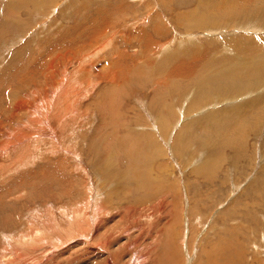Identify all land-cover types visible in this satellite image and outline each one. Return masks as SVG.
Wrapping results in <instances>:
<instances>
[{
	"label": "rangeland",
	"instance_id": "obj_1",
	"mask_svg": "<svg viewBox=\"0 0 264 264\" xmlns=\"http://www.w3.org/2000/svg\"><path fill=\"white\" fill-rule=\"evenodd\" d=\"M65 72L74 117L0 153V264H264V0H0V122Z\"/></svg>",
	"mask_w": 264,
	"mask_h": 264
},
{
	"label": "bare ground",
	"instance_id": "obj_2",
	"mask_svg": "<svg viewBox=\"0 0 264 264\" xmlns=\"http://www.w3.org/2000/svg\"><path fill=\"white\" fill-rule=\"evenodd\" d=\"M241 33V32H240ZM238 39H239V37H238ZM127 40V39H126ZM236 40H237V38H236ZM246 40H247V42L248 43H253L252 42V40H250V38H246ZM106 41H108V40H106ZM239 41V40H238ZM242 41V39L240 40V42ZM233 42V41H232ZM243 42V41H242ZM229 43V42H228ZM254 44V43H253ZM234 45V44H233ZM235 47H236V45H235ZM255 47V46H254ZM247 48V47H246ZM240 50H243V49H241L240 48ZM250 51V50H249ZM243 52V51H242ZM248 52V50L246 51V53ZM75 53V52H74ZM243 53H245V52H243ZM245 53V54H246ZM250 53V52H249ZM261 53V52H260ZM76 54V53H75ZM82 54V53H81ZM237 54V53H236ZM250 54H252V53H250ZM83 55V54H82ZM248 55V54H247ZM260 55V54H259ZM262 55V54H261ZM57 57H58V55H56ZM65 56V55H64ZM78 56H79V54H78ZM85 56V55H84ZM91 56H92V54H91ZM239 56V55H238ZM240 56H242V54H241V52H240ZM258 56V55H257ZM56 57V58H57ZM66 57V56H65ZM71 57V56H70ZM243 57V56H242ZM251 57V56H250ZM254 57V56H253ZM253 57H252V59H253ZM259 57V56H258ZM68 58H69V56H68ZM67 58V59H68ZM87 58V57H86ZM86 58H85V60H86ZM232 58H234V57H232ZM57 59H59V58H57ZM241 59V58H240ZM242 59H244V60H246L245 59V56H244V58H242ZM71 60V59H70ZM236 60V59H235ZM243 60V61H244ZM61 61V60H60ZM63 61V60H62ZM69 61V60H68ZM58 62H59V60H58ZM70 62V61H69ZM68 62V63H69ZM236 62V61H235ZM53 61H51L50 62V64H49V66L50 67H52L50 70H48V74H47V77H48V75L50 74V76H53V77H55L54 75H55V73L56 72H58L57 70L58 69H54L53 67L54 66H52L53 65ZM241 63V62H240ZM59 64V63H58ZM61 64V63H60ZM92 65V64H91ZM224 65V64H223ZM226 65V64H225ZM245 65V64H244ZM90 65L89 64H87L86 63V61H84V60H82V62L79 64V66H77L78 67V70H77V75H78V78L79 79H82V76H84V75H89L88 73V70H89V67ZM237 66V65H236ZM247 66V65H246ZM63 68H64V66H63ZM243 68V67H242ZM248 68V67H247ZM235 69V68H234ZM246 69V68H245ZM229 70V69H228ZM231 70V69H230ZM242 70V69H241ZM244 70V69H243ZM251 70V69H250ZM63 72L65 71V69H63L62 70ZM80 71V72H79ZM98 71V70H97ZM246 71H248V70H246ZM102 71L100 70V72L99 73H101ZM228 72V71H227ZM226 72V73H227ZM234 72H238V71H234ZM253 72V71H252ZM103 73V72H102ZM240 73H242L241 71H240ZM247 72H245V74H246ZM56 74H58V73H56ZM82 74V75H81ZM97 74V73H96ZM237 74V73H236ZM238 74H239V72H238ZM243 74H244V72H243ZM61 75H63V77L62 78H60L59 77V80H54V78H53V80H54V82H53V86H54V84H55V86L56 85H58V84H60V86H59V88L57 89L56 88V90L57 91H50V89H52L50 86L48 87V88H50V89H47V88H44L45 89V91H44V93L45 94H43V95H40V98H39V95H37L38 97H33V98H28L27 97V95H26V97L25 96H22V97H20V96H16L17 97V101L16 102H14L13 103V106H11V109L9 108V116H8V118H7V120H8V122L9 121H13L16 117V115H19V114H17V112L18 111H20V110H23L22 112H25V113H27V115H28V121L26 122V124H24L23 122L22 123H16V125L14 126V127H12V128H10V129H8V126L10 125H4V124H2V122H0V133H2L1 135L3 136V134H5L6 135V139L4 140V147L3 148H1L0 149V153H3L4 151H16V152H18L19 153V155H18V159H17V162H15V163H13L10 167H11V170H13L14 168H16L17 166H22L23 165V155H24V153H23V151H22V149L21 148H25L27 145H29V143L32 141H36L38 138H39V136H44L45 138H47L48 139V141H50L51 142V140H53V138L55 139V138H57L56 137V135H55V130H57V131H59L58 129H55V124H57L58 122H60L59 124L60 125H62L63 124V122L65 121V119H66V117H69L70 115H72L73 114V112H75V110H76V108L79 106H77L76 104L79 102L80 103V99L82 100L85 96H86V92H87V90L90 88V87H92L93 85L92 84H88V86H84V87H81V88H79V89H77L75 86H74V84H73V82L71 83L70 81L68 82L67 81V78H65L66 76V72H65V74L63 73V74H61ZM81 75V76H80ZM107 73L106 74H101V81L103 80V79H105L106 77H107ZM46 76V75H45ZM231 76V75H230ZM242 76H246V75H242ZM68 77V76H67ZM228 77V76H227ZM240 77V76H239ZM257 77V76H256ZM103 78V79H102ZM110 78V77H109ZM108 78V79H109ZM214 78V77H213ZM236 78V77H235ZM58 79V78H57ZM215 79H216V77H215ZM250 79V81H251V78H249ZM70 80V79H69ZM97 80H98V78H97ZM209 80H211V79H209ZM223 80V79H222ZM226 80V79H225ZM116 81V80H115ZM212 81V80H211ZM229 81V80H228ZM100 82V81H99ZM112 82H114V79H112ZM218 82H219V80H218ZM217 82V83H218ZM230 82V81H229ZM228 82V83H229ZM238 83V82H237ZM247 83V82H246ZM252 83V82H251ZM79 84H81V82L79 83ZM216 84V83H215ZM230 84V83H229ZM248 84V83H247ZM50 85H52V84H50ZM83 85V84H82ZM90 85V86H89ZM227 85V84H226ZM198 86V85H197ZM56 87H58V86H56ZM232 87H234V86H232ZM247 87V86H246ZM250 87V86H249ZM249 87H247V89H246V91H245V93L244 94H246V92L249 90L248 88ZM54 89V88H53ZM253 89V88H252ZM226 90H227V87H226ZM231 90V89H230ZM242 90H245V89H242ZM89 91V90H88ZM234 91V90H233ZM236 91V90H235ZM240 91L238 90L237 92H235V93H239ZM197 93V92H196ZM222 95V94H221ZM228 95V94H227ZM237 95V94H236ZM236 95H234V96H236ZM89 96V95H88ZM212 96V95H211ZM224 96V95H223ZM231 97H232V95H230ZM239 96V95H238ZM237 96V97H238ZM205 97H207V96H205ZM259 98V96H256V98ZM212 98V97H211ZM214 98V97H213ZM211 99V100H215V98L214 99ZM217 98V97H216ZM220 98V97H219ZM223 98V97H222ZM222 98H220V99H222ZM224 98H226V97H224ZM257 98V99H258ZM207 99H209L208 97H207ZM219 99V100H220ZM263 99H264V97H263ZM223 100V99H222ZM252 100H253V98H252ZM262 100V99H261ZM251 100L249 99L248 101H246L247 103V105H250L252 102H250ZM263 101V100H262ZM190 102H191V100H190ZM218 102V101H217ZM261 102V101H260ZM254 103H256V102H254ZM254 103H252L253 105H254ZM191 104H192V102H191ZM259 105H260V103H258ZM189 105V104H188ZM252 105V106H253ZM193 106V105H192ZM261 106V105H260ZM189 107H190V105H189ZM257 107V106H256ZM261 108V107H260ZM53 109H54V111H53ZM190 109V108H189ZM188 109V110H189ZM194 109V108H193ZM225 109V108H224ZM235 109V108H234ZM239 109V108H238ZM50 110L52 111V112H50ZM230 110V109H229ZM236 110H237V107H236ZM86 111V110H85ZM186 112H187V110H185ZM222 111V110H221ZM221 111H219V112H214V113H208V114H205L202 118L200 117L196 122L194 121L193 123H191L190 125H185L184 126V128L183 129H185V130H188V128H190L191 126H200L201 124H202V122H210V121H213L212 119H211V117H213L214 116V120L216 119V117H217V115L219 114V113H223V112H221ZM224 111V110H223ZM227 111H228V109H227ZM244 111V110H243ZM247 111V110H246ZM249 111V110H248ZM264 111V110H263ZM21 112V113H22ZM82 112V111H81ZM188 112H190V111H188ZM225 112H226V110H225ZM253 112V111H252ZM24 113V114H25ZM226 113H228V112H226ZM243 113V112H242ZM81 113H79V115H80ZM244 114V113H243ZM26 115V114H25ZM78 115V114H77ZM223 115V114H222ZM230 115V114H229ZM73 116V115H72ZM71 116V117H72ZM18 117V116H17ZM74 117V116H73ZM223 118V117H222ZM17 119V118H16ZM20 119V118H19ZM57 120H58V122H57ZM217 120V119H216ZM15 121V120H14ZM26 121V120H25ZM53 123H54V125H53ZM223 123V122H222ZM58 128V127H57ZM64 128V127H63ZM12 129V130H11ZM59 129H61L60 127H59ZM209 129V128H208ZM12 131V132H11ZM56 131V132H57ZM35 133V134H34ZM39 134V136L38 137H34V135H38ZM178 134V133H177ZM148 135H151V134H148ZM153 135V134H152ZM148 137H150V136H148ZM152 137V136H151ZM2 139V138H1ZM151 139V138H150ZM153 139V138H152ZM40 140V139H39ZM42 140V139H41ZM152 141H154V140H152ZM176 142H177V140H175ZM0 142H2V141H0ZM175 142V143H176ZM3 144V143H2ZM154 145H155V143H154ZM174 146V145H173ZM154 148V147H153ZM72 152V151H71ZM17 153V154H18ZM73 153V152H72ZM27 155V154H26ZM25 155V156H26ZM25 159H27L26 157H25ZM24 159V160H25ZM5 169H10V168H8V167H6V168H4V167H2L1 165H0V173L2 174L1 175V177H5L6 176V174H5ZM15 170V169H14ZM201 170V169H200ZM9 171V170H8ZM100 171V170H99ZM9 174H7V176H8ZM62 216H64V215H62ZM71 217V216H70ZM74 219V218H73ZM82 219V218H81ZM67 220H69V219H67ZM71 221H72V219H71ZM83 222H85V221H83ZM148 222V221H147ZM88 223V222H87ZM67 224H69V223H67ZM72 224H73V222H72ZM84 224H86V223H84ZM89 224V223H88ZM33 229H34V227H33ZM70 231V230H69ZM25 235V234H24ZM58 235V234H57ZM24 238H22V236H21V238L23 239V240H29V238H30V236H28V235H25V236H23ZM20 241V240H19ZM216 244V243H215ZM214 245V244H213ZM215 247L217 246V245H214ZM245 251V250H244ZM91 252V251H90Z\"/></svg>",
	"mask_w": 264,
	"mask_h": 264
}]
</instances>
